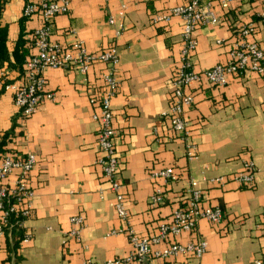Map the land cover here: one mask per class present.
<instances>
[{
	"label": "crops",
	"instance_id": "crops-1",
	"mask_svg": "<svg viewBox=\"0 0 264 264\" xmlns=\"http://www.w3.org/2000/svg\"><path fill=\"white\" fill-rule=\"evenodd\" d=\"M38 0H8L1 15L7 27L6 48L12 53L23 31L28 55L21 71L1 75L14 86L23 83L25 63L34 55L32 32L40 26V14L25 19L22 11ZM69 12L52 21L50 42L69 50L81 42L88 53L97 54L114 45L119 54V86L111 100L114 146L118 159L117 180L121 184L127 223L113 209L114 195L101 175L96 161L97 108L88 100L101 93L105 67L92 65L86 76L75 69L46 70V91L52 101L39 105L34 115L22 119L10 92H0V133L12 129L7 154L31 153L36 164L28 187L33 192L31 215L23 227L32 238L15 252V264H81L86 259L104 262L129 252L127 230L140 237L155 236L172 213L186 206L191 189L200 192L203 208L219 209L220 223L200 220L196 229L168 242L187 244L201 240L207 245L200 260L178 256L167 261L151 259L147 264H251L264 263V75L246 73L229 78L226 86L215 88L202 81L189 88L194 105L185 108L190 142L196 156L186 158L185 143L175 138L167 119L172 102V80L180 61L182 24L153 26L155 14L186 4V0H68ZM125 6V30L113 38L108 18ZM257 11L253 0H236L228 10L216 2L212 12L215 26L198 28L193 36L197 47L191 56L195 71L227 62L230 45L239 28L252 21ZM24 19L22 28L19 22ZM251 41L264 48V26H257ZM221 42V45L218 44ZM255 166L253 185L242 187L235 176L243 165ZM172 169L178 179L167 182L151 173ZM13 178L8 180L11 184ZM159 191L162 203L149 204ZM83 218L79 242L63 246V236L72 228L69 219ZM1 217V212H0ZM161 243L154 249L166 247ZM6 257L0 240V263Z\"/></svg>",
	"mask_w": 264,
	"mask_h": 264
},
{
	"label": "built area",
	"instance_id": "built-area-1",
	"mask_svg": "<svg viewBox=\"0 0 264 264\" xmlns=\"http://www.w3.org/2000/svg\"><path fill=\"white\" fill-rule=\"evenodd\" d=\"M108 2V0H104ZM236 0H186V4L169 9L165 13L155 14L151 18L153 26L168 25L172 19H179L182 24L180 61L172 80V93L167 112L162 114L167 119L170 130L175 138L185 143L186 158L192 160L196 156V147L190 142L189 124L184 116L185 108L194 105V97L189 88L202 81L215 88L226 86L229 78H239L246 73L264 75V48L251 41L249 38L256 27L264 26V0H253L257 3V11L253 20L242 25L237 33L236 40L230 45L227 62L216 65L203 71H195L191 56L196 50L197 43L194 32L205 26H215L219 19L212 12V4L226 11ZM69 12L68 0H38L36 4H27L22 16L30 18L35 13L40 14V26L33 30V47L35 53L25 63L23 83L14 86L7 82V74L1 75L0 92H10L12 102L17 109L19 117L26 119L34 115L40 104L52 101L53 94L46 91L43 73L46 70L75 69L80 75L86 76L92 65L101 64L105 67L101 75V93L96 98H90V106L97 110L92 115V120L97 124L96 146L100 154L96 163L101 175L109 185L114 195L113 209L117 218L127 223V213L124 208V197L121 193V184L117 180L118 159L115 153V132L112 126L113 114L111 100L116 95L119 86L118 59L119 54L114 45L97 54L88 53L81 42H75L69 50L50 42L52 21L55 17L66 15ZM125 6H121L115 16L108 18V25L112 27L113 38H119L124 30ZM221 45V42H218ZM36 164L35 156L31 153L13 156L3 154L0 160V240L3 238V229L7 225L8 215L17 212L24 222L31 215V200L33 192L28 187V179ZM255 166L251 162L243 165V172L236 175L235 179L242 187H250L254 182ZM151 178L175 182L178 177L172 169H163L151 173ZM13 178L11 184L8 183ZM163 199L159 191L150 197L149 204L156 207ZM223 213L219 209L203 208L200 205V192L191 189L187 193L186 206L175 210L168 224H163L155 236L140 237L132 230H127L126 239L130 247L129 252L122 258H114L104 262L86 259L81 264H147L151 259L167 261L178 256L191 257L200 260L207 249L204 241L197 240L187 244L168 242L169 238H176L182 233H190L196 229L200 220L210 224L222 221ZM71 229L63 236V246L69 242H79L80 231L84 227L83 218L73 216L69 219ZM25 230V229H24ZM264 232V218L260 225ZM32 236L24 231L21 243H27ZM168 242L160 250L154 249L161 243ZM251 264H264L254 260Z\"/></svg>",
	"mask_w": 264,
	"mask_h": 264
},
{
	"label": "trees",
	"instance_id": "trees-1",
	"mask_svg": "<svg viewBox=\"0 0 264 264\" xmlns=\"http://www.w3.org/2000/svg\"><path fill=\"white\" fill-rule=\"evenodd\" d=\"M8 0H0V69L6 65L9 71H21L22 65L28 55V49L25 47V40L23 39V31H21L19 38L11 54L6 48L7 42V27L1 24V15L5 4ZM24 19L19 22L22 28ZM12 129L7 133H0V160L3 154L8 150L11 143ZM23 219L19 213L14 212L8 215L7 225L3 229V239L5 244L6 257L0 264H15V252L24 237V229L21 226Z\"/></svg>",
	"mask_w": 264,
	"mask_h": 264
}]
</instances>
